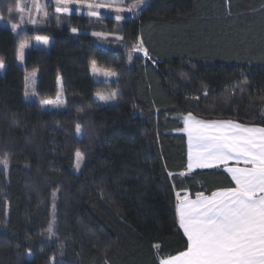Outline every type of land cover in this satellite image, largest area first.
<instances>
[{
  "label": "trees",
  "instance_id": "1",
  "mask_svg": "<svg viewBox=\"0 0 264 264\" xmlns=\"http://www.w3.org/2000/svg\"><path fill=\"white\" fill-rule=\"evenodd\" d=\"M15 2L0 0V264H158L182 251L176 193L233 186L220 169L177 175L187 165L182 117L264 126V0H146L121 21L52 13L18 35ZM34 36L52 44L28 49L21 69L18 42ZM138 38L151 59L132 51ZM93 60L117 80L92 81ZM110 87L115 103L100 105L95 93ZM61 90L64 110L40 104Z\"/></svg>",
  "mask_w": 264,
  "mask_h": 264
},
{
  "label": "snow or ice",
  "instance_id": "2",
  "mask_svg": "<svg viewBox=\"0 0 264 264\" xmlns=\"http://www.w3.org/2000/svg\"><path fill=\"white\" fill-rule=\"evenodd\" d=\"M80 0H54L55 13L59 22L60 15H71L69 5L79 3ZM124 0H109L107 3L86 6L89 17L102 18L98 9H112L115 4H123ZM146 6V0H137V3L128 9L114 8L115 19L121 21L125 16L120 13L127 11L135 15L141 6ZM47 3L41 0H32V8L26 9L21 0H16L17 13L29 12V22L33 25L40 23L38 18L47 17ZM13 6L8 7L9 13ZM21 16V24L23 23ZM20 24L13 23L11 30L16 32ZM77 29L73 28L72 32ZM99 39H108L110 34L93 32ZM116 40H123V36H113ZM37 42L47 45V37L36 36ZM26 42H20L17 48V58L24 59ZM132 51L142 52L149 57L143 39L138 38L132 46ZM131 52L129 59L131 60ZM156 63L155 60L152 61ZM5 67L0 59V69ZM92 72L98 73L96 61H92ZM105 76H114L115 73L105 72ZM207 95V92L204 93ZM28 93L26 92V96ZM63 92L57 93L55 100L40 101L42 106H61ZM118 92L108 95L97 94V99L105 104L117 98ZM264 119V114H262ZM184 127L181 129L187 135V165L186 170L178 173L186 177L195 169H218L230 177L233 186L218 188L209 194L197 192L195 197L187 189L176 193L175 214L178 229L182 230L186 238L185 247L174 255L161 258L158 264H264V126L245 124L232 119H202L188 112L182 117ZM81 126L76 125L77 134L81 133ZM77 165L83 154L77 150ZM0 163L7 164V158L0 159ZM173 174L169 173L171 177ZM55 196V193H53ZM55 221L49 223L47 232L54 234ZM159 249L161 245L153 246Z\"/></svg>",
  "mask_w": 264,
  "mask_h": 264
},
{
  "label": "rangeland",
  "instance_id": "3",
  "mask_svg": "<svg viewBox=\"0 0 264 264\" xmlns=\"http://www.w3.org/2000/svg\"><path fill=\"white\" fill-rule=\"evenodd\" d=\"M41 2L42 3H47L46 10L49 13L48 17L52 13H55V10L53 9V8H55L54 0H41ZM107 2H109V0H80L79 3H73V4L69 5V7L72 8V14H73V11L74 12L81 11V13H82L83 7L86 6V4H88V3L100 4V3H107ZM135 3H137V0H124V3L123 4H115V5H113L112 9H109V8H100L98 10L99 11H102L106 15H109L111 13L110 16L115 18L116 13L114 12V8L120 7V8H123V9H128L130 6H132ZM24 6H25L26 9L32 8V0H27V2L25 3ZM143 6L144 5H142L141 8L136 11L135 16L139 13V11L142 9ZM79 7H81V8H79ZM76 14H80V13L77 12ZM120 14L123 15V16H125V18L126 17H132V16H134L133 13H130V12H127V11H124V12H122ZM21 16L23 17V21L24 22L21 24V20H20V23H19L20 24V27L18 28V30L16 32H14L15 35H18L21 31L24 30V28H26L28 26H34L33 24H31L29 22L30 15H29V12L28 11H25L24 13H22ZM32 16L34 18H38L40 20V23H38V24H42L44 22V20H45V17H35L34 10H33ZM35 37L36 36L31 37V38H27V39H23V40H19L18 45H19L20 42H26L29 45V47H27L25 49V54H26V51L28 49L33 48V47H40V48H44V49H49L50 48V46L52 44V39L51 38L47 37L48 40H49V43L47 45H44L43 43L37 42L36 39H35ZM41 37H45V36H41ZM16 63H17V66L19 68L24 69V66H25V55H24V59L23 60H19L17 58V56H16ZM96 67L98 69V73L97 74H94L92 72V70H91L92 63L89 66V74L91 76L92 81H94V82H100V83L102 82V83L112 84V83H114L117 80V74H116V72H114L112 70H109V69L101 68L97 64H96ZM3 69H0V73H2ZM105 72H112V73H115V75L114 76H105V75H103V73H105ZM24 80H25L24 81L25 82V92H24V99H25V101H27V102L36 101L37 100L36 88H37V81H38L37 72L36 71H29V72H27L25 74V79ZM113 91H116L117 92V89L116 88H113V87H110L106 91L96 92L95 95H94V99L100 105H103V106L112 105L113 103H115L116 99L113 100V101H110L107 104H105V103H103V102H101V101H99L97 99V94L108 95V94H110ZM26 92L28 93L27 96H26ZM48 108L50 110H54V111H61V110H64L65 109V103L63 105H61V106H48ZM82 162H83V160L80 161V167L82 165ZM76 165H77V157L75 159V166H74V169L73 170L75 172H78L80 170V167L77 168Z\"/></svg>",
  "mask_w": 264,
  "mask_h": 264
},
{
  "label": "crops",
  "instance_id": "4",
  "mask_svg": "<svg viewBox=\"0 0 264 264\" xmlns=\"http://www.w3.org/2000/svg\"><path fill=\"white\" fill-rule=\"evenodd\" d=\"M87 5V4H86ZM83 7V6H82ZM79 8H81V7H79ZM54 10H55V8H53ZM89 11V9L87 8V6H84L83 7V11H82V13H81V11H76V12H74L73 11V13H77V12H79L80 14H87V12ZM108 11V10H107ZM100 12V14H101V17H104V18H110V19H115L114 17H111L110 15H111V13L109 14V15H106L105 13H103L102 11H99ZM140 12V11H139ZM138 15V14H137ZM136 15V16H137ZM132 17H135V15L134 16H132ZM127 18H130V17H127ZM183 121V120H182ZM183 127H184V124H183ZM185 134V133H184ZM185 136H186V140H187V135L185 134ZM218 169H220V170H222L223 171V169L222 168H218ZM195 170H198V169H195ZM224 172V171H223ZM225 173V172H224ZM226 174V173H225ZM227 175V174H226ZM228 176V175H227ZM229 177V176H228ZM229 179H230V177H229ZM179 192H182V191H179ZM178 193V192H177ZM195 197V195L194 196H192V198H194ZM182 231V230H181ZM165 258V257H164ZM161 259V258H160Z\"/></svg>",
  "mask_w": 264,
  "mask_h": 264
}]
</instances>
